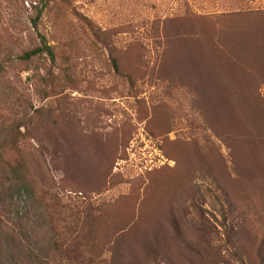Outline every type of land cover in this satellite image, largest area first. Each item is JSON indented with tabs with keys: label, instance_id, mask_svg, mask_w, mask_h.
<instances>
[{
	"label": "rangeland",
	"instance_id": "obj_1",
	"mask_svg": "<svg viewBox=\"0 0 264 264\" xmlns=\"http://www.w3.org/2000/svg\"><path fill=\"white\" fill-rule=\"evenodd\" d=\"M0 264H264V0H0Z\"/></svg>",
	"mask_w": 264,
	"mask_h": 264
},
{
	"label": "trees",
	"instance_id": "obj_2",
	"mask_svg": "<svg viewBox=\"0 0 264 264\" xmlns=\"http://www.w3.org/2000/svg\"><path fill=\"white\" fill-rule=\"evenodd\" d=\"M40 52H46V54L52 58V51H51V48L45 43V40H44V37L41 36V45L34 48V49H31L30 51H27L23 54V57L25 58H29L31 57L32 55H35L37 53H40ZM113 61V66L116 68V63L114 60Z\"/></svg>",
	"mask_w": 264,
	"mask_h": 264
}]
</instances>
